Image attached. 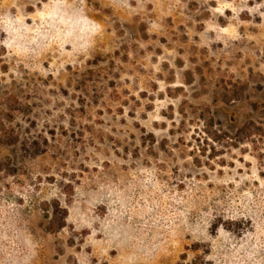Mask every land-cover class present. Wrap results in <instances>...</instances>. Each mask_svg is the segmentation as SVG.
Masks as SVG:
<instances>
[{"label":"rangeland","instance_id":"1","mask_svg":"<svg viewBox=\"0 0 264 264\" xmlns=\"http://www.w3.org/2000/svg\"><path fill=\"white\" fill-rule=\"evenodd\" d=\"M0 264H264V0H0Z\"/></svg>","mask_w":264,"mask_h":264}]
</instances>
